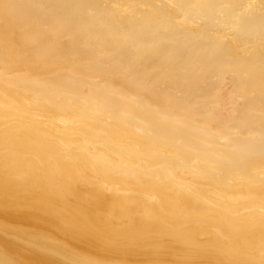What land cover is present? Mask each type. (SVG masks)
I'll list each match as a JSON object with an SVG mask.
<instances>
[{
    "label": "bare ground",
    "instance_id": "obj_1",
    "mask_svg": "<svg viewBox=\"0 0 264 264\" xmlns=\"http://www.w3.org/2000/svg\"><path fill=\"white\" fill-rule=\"evenodd\" d=\"M0 264H264V0H0Z\"/></svg>",
    "mask_w": 264,
    "mask_h": 264
}]
</instances>
